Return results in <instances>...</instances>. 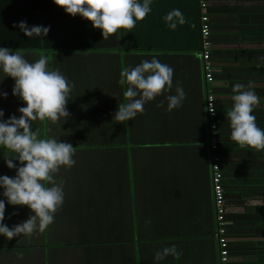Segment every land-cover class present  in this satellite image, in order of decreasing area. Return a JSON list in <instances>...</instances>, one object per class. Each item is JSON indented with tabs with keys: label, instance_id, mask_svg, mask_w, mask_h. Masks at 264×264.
<instances>
[{
	"label": "crops",
	"instance_id": "crops-1",
	"mask_svg": "<svg viewBox=\"0 0 264 264\" xmlns=\"http://www.w3.org/2000/svg\"><path fill=\"white\" fill-rule=\"evenodd\" d=\"M206 1L210 15V41L218 50L212 59L213 71H217V75L209 83L215 105L226 108L223 113L229 111L233 104L231 97L235 94L233 86L240 83L250 86L256 93L260 101L258 107L264 106V0ZM153 6L152 3L150 7ZM163 8L165 15L173 9L183 13L187 22L177 25L181 33L192 22L199 23L197 0H163ZM159 56V61L174 70L172 90L146 103L143 113L125 122L134 138L146 136L153 144L132 145L120 153L118 150L108 152V155L115 156V169L110 163H100V153L96 151L84 152L89 155L86 160L79 161L80 164L84 161V165L76 162L71 168H61L69 178L62 184L67 190L72 187L76 193L69 197L65 189L63 205L54 217V221L58 219L59 222L55 234L35 232L30 236L34 237V246H30L34 251L33 259L25 255L27 245L21 241L17 243L19 249H14L25 264H108L103 258L109 256L114 260L112 264L219 263L214 238L217 221L211 185V152L202 139L206 120L201 109L196 106L191 109L184 101L171 113L165 111L166 96L175 94L177 84L184 89L181 85L183 75L189 74L202 81V61L196 52L188 56L171 52L166 60ZM152 58L150 53L128 58L131 61L126 68H134ZM227 69L231 71L227 75L230 79L220 75L222 72L227 74ZM188 70L190 73H186ZM124 87L126 90L127 85H121L120 91L110 100L104 98L108 90H102L103 109L113 114L109 117L102 115L104 122H117L113 119L114 114L121 103H126ZM162 100L164 106L157 107ZM223 113L215 114L213 120L228 119ZM228 153L225 155L227 159H222L223 165L244 168L249 166L244 164L249 161L248 169L251 172L256 170L254 155L248 156L240 151ZM90 154L96 157L93 159ZM112 169L114 174L109 175ZM252 177L253 174L251 178L243 179L230 174L231 181L248 186L242 196L229 194L226 200L229 219L230 213L235 215L232 221L227 220L228 226L236 219V230L244 227L250 230L248 236L231 237L229 234L228 240L236 243L259 240L255 227H264V209L259 208L264 204V188L260 186L264 185V178ZM254 206L258 208L255 210ZM246 208L254 216L249 219L254 221L243 223ZM123 214H130L134 221L126 238H123L124 228L120 224ZM109 217L112 221L114 219L110 224L104 219ZM258 217L260 220L256 222ZM155 218H161V222H155ZM43 236L50 238L47 246H39L43 243L42 240L39 243ZM171 245H176L182 252L180 258L168 256L155 261V253ZM230 260L241 259L238 255H231Z\"/></svg>",
	"mask_w": 264,
	"mask_h": 264
},
{
	"label": "trees",
	"instance_id": "trees-1",
	"mask_svg": "<svg viewBox=\"0 0 264 264\" xmlns=\"http://www.w3.org/2000/svg\"><path fill=\"white\" fill-rule=\"evenodd\" d=\"M152 3L154 6L153 8L151 7L150 13L144 20L138 21L131 32L120 29L115 35L110 36L109 39L103 40L101 30L94 29L88 20L79 15L74 17L68 15L63 8L56 6L53 0H0V47L9 48L14 53H20L29 62H35L41 56L47 57L49 70L59 69L69 83L74 85L70 93V100L66 105V110L70 113V117L63 123L56 124L61 128V131H58L59 134L62 132V136L65 139L63 141L58 140V142L70 143L80 152H99L100 163L104 165L110 163L113 169H115V156L108 155V152L114 153V151L118 150V153H120L132 145L153 144L152 139H148L146 136L142 137V139L134 138L130 134L129 126L125 122L109 123L103 121L105 117L113 114L107 112V109H103V102L101 101L102 90H108L104 95L105 100L114 98L120 91L121 63L123 64V69H125L131 61L128 58L135 56H145L150 53L153 57L157 58V55H160L159 57H164L163 59H165L166 57H170L168 54L171 52L183 53V55L188 56L194 52L198 53L201 49L198 0L199 23L195 25V22H192L190 27L183 30L182 33L179 32L178 27L175 30H170L166 24L164 20L165 9L163 8V0H153ZM21 21L26 22L29 27H48L49 31L43 38L26 37L18 27ZM216 53H218V50L211 47V62ZM160 62L163 63V61ZM189 66V61H187V67ZM186 73H190V71L188 70ZM230 73V69H227V74L222 72L220 75L230 79V76H227ZM216 75L217 71H213V76L215 77ZM0 79H2L0 80V92L7 93L6 98L0 97V110L4 113L0 121H6L13 115L19 118L21 114L18 112V109L26 105L18 96H13L12 94L15 82L11 77H4L2 71H0ZM181 82L186 93L184 102L191 109H194L195 106L197 109H201L204 120H206L203 125L205 135L202 139L205 141V146L211 152L210 170L212 157L214 155L220 157L219 165L223 176V205L226 208V212L220 221V227L224 228L227 237L229 234L231 237H237V235L248 236L250 230L247 227L240 230L235 229L236 219L228 226L227 220L232 221V218H235V215L230 213L229 219V214L227 213L226 200L228 195H238L240 197L245 193V189L248 188L245 184L240 185L231 181L230 174L243 179L251 178L252 174L255 178H264V171L261 170L264 169V150L257 151L247 147L240 148L230 139L229 119H214L215 122L213 120L214 117L211 119L208 116L205 117L207 115L205 98L210 85L206 82L204 75L202 81L198 78L195 80L189 74L183 75ZM219 106L221 105H216V114H222L226 109ZM112 110L115 111V109ZM227 112L223 114L227 115ZM252 114L256 117L257 126L261 130H264V106H256ZM210 121L214 122L217 126V148L214 150L210 148L209 144ZM32 129L39 132V138H54L49 121H33ZM231 144L234 147H231ZM234 151L246 152L248 156L254 155L252 159H254L253 162L256 170L251 172L248 169L250 166L249 161H243L245 162L244 164H249V166L246 165L244 168H237L234 165H230V167L223 165L222 159H227L225 155L229 154L228 152L232 153ZM10 156H15V154L0 146V176L15 177L16 168L9 169L5 163V158ZM13 163L17 167L22 166L18 160H14ZM84 164H86L84 161H82V164L79 163L80 166ZM113 169L109 175L114 174ZM94 175L97 176V172ZM260 186L264 188V185ZM256 190L258 191V188ZM3 191L4 189L0 188V200H4L5 202L6 197L3 196ZM213 203L215 216H217V207L214 199ZM19 207L22 208V206H14L8 209L5 206V219L2 222L4 225L7 226L11 221L20 217L18 215L20 213ZM261 207L264 209V204L259 208ZM256 208L258 207L254 206L255 210ZM249 218H254V216L246 208L242 216V219H245L243 223H247L248 220L254 221V219ZM104 219H107L109 224L114 221V219L112 221V217ZM256 220V222H259L260 217ZM154 221L160 223L161 218H155ZM120 224L124 228L123 238H126L127 232L130 231L132 224H134L130 214H127V216L123 214ZM255 229V235L259 238L255 242L245 241L236 243L230 239L227 241L228 260L226 264H264V238H260L264 237V227L261 225L259 228L255 227ZM216 232L217 229L214 233V238L218 253V264H221L219 244L215 236ZM0 238L4 241L5 237L0 236ZM142 244H145V242ZM28 246H34L33 240L31 245ZM6 247L1 245V248L6 249ZM13 248L17 249L18 245L15 243ZM231 255H238L241 260H230ZM103 259L108 264H112L114 261L110 256Z\"/></svg>",
	"mask_w": 264,
	"mask_h": 264
},
{
	"label": "clouds",
	"instance_id": "clouds-1",
	"mask_svg": "<svg viewBox=\"0 0 264 264\" xmlns=\"http://www.w3.org/2000/svg\"><path fill=\"white\" fill-rule=\"evenodd\" d=\"M53 3L70 16L79 15L88 20L94 29L101 30L103 40H107L120 29L131 32L136 23L150 13L152 0H53ZM164 20L170 30L187 22L179 9L168 12ZM18 27L26 37L43 38L49 31L44 26L29 27L24 21ZM0 71L4 77L14 80L12 94L26 105L18 109L19 118L13 115L6 121H0V146L15 154L5 158L6 166L16 168L14 178L0 176V188L4 189L3 196L8 204L27 206L33 213L26 221L9 228L2 223L5 202L0 200V235L11 240L21 235L43 233L54 222L55 213L63 205V185L55 177L61 168L74 166L75 147L58 142L56 138H39V132L32 129V122L39 120L61 124L66 121L70 117L66 105L74 85L59 69L49 70L47 57L41 56L37 61L29 62L9 48L0 47ZM173 74V68L155 57L142 61L134 68L123 69L119 83L127 85L123 93L126 103L118 106L113 119L124 123L143 113L146 103L172 90ZM232 91L235 93L231 97L233 104L227 112L232 141L240 148L264 150V130L257 126L256 117L252 114L260 102L259 97L250 86L240 83L235 84ZM0 97L6 98L7 93L0 92ZM185 98L184 89L177 84L175 94L166 96L165 111L171 113L178 109ZM163 106V100L157 104V107ZM208 111L215 114L213 105ZM3 116L0 110V118ZM14 160L22 166L17 167ZM181 255L177 246L171 245L157 251L154 259L159 262L168 256L179 259Z\"/></svg>",
	"mask_w": 264,
	"mask_h": 264
},
{
	"label": "built area",
	"instance_id": "built-area-1",
	"mask_svg": "<svg viewBox=\"0 0 264 264\" xmlns=\"http://www.w3.org/2000/svg\"><path fill=\"white\" fill-rule=\"evenodd\" d=\"M198 7L200 10V36H201V49L197 53L198 57L202 61V71L204 78L207 83H211L213 80V66L210 60V49L212 47L210 41V23H209V15H208V4L206 0H198ZM213 105L215 108L216 114V105H215V96L212 93L211 89H209L206 93L205 98V107L207 116L211 119L215 116L209 112V107ZM209 134H210V148L216 149L217 142H216V134H217V126L214 122H209ZM220 157L214 155L212 157L211 162V171H212V192H213V199L215 205L217 207L216 220L218 221V229L216 232V238L218 240L219 249H220V261L221 264H226L228 257L227 252L228 249L226 247V243L228 241L227 236L225 235L224 228L220 227V221L222 220L223 214L226 212V208L223 205V187H222V172L219 165Z\"/></svg>",
	"mask_w": 264,
	"mask_h": 264
},
{
	"label": "rangeland",
	"instance_id": "rangeland-1",
	"mask_svg": "<svg viewBox=\"0 0 264 264\" xmlns=\"http://www.w3.org/2000/svg\"><path fill=\"white\" fill-rule=\"evenodd\" d=\"M50 126H51V129H52L53 134H54L53 137L63 141L64 139L62 136V132L60 134L58 132V131H61L60 130L61 128L59 126H57L56 124H52L51 122H50ZM90 155L93 157V159L96 157V155H94V154H90ZM88 156L89 155L85 154L84 152L80 153L75 149V160H76V162L79 163L80 160H86L88 158ZM63 172L64 171H62V169H61L59 171V173L56 174L55 178H56L58 183H62L65 180H69V178L63 174ZM70 179H72V178L70 177ZM63 188H64L63 191H65V189H66L67 192L65 194H69L68 195L69 197L74 196L76 193V191L74 189H72V187L68 188V190H67V187H64V185H63ZM65 197H67V196H65ZM5 206L8 209L14 207V206L7 203V198L5 199ZM19 211H20V213L18 215L20 217L11 221L7 225L9 228H12L15 225L21 224L22 222L26 221L33 214L27 206H22V208L19 207ZM21 215H22V217H21ZM58 226H59V222H58V219H56L51 225H49V227L44 231V233L46 235L55 234L56 233L55 230L59 229ZM0 236L4 237L2 235H0ZM5 240H6V242H4ZM32 240H34V237H30V236H26V235L17 236L11 240L4 238V241L0 238V264H25V262L22 261V258L20 257L19 252L13 248V245L15 243L17 244L20 241L25 243L26 245H31ZM41 240L43 243H41L39 246H47V243L50 242V238H48V236L47 237L43 236L42 238L40 237L39 243ZM54 244L56 245V242H54ZM1 245L7 246L6 249L1 248ZM17 249H19V248H17ZM26 251L27 252L25 253V255H27L29 258L33 259L34 258L33 257L34 251H32L31 247L28 246Z\"/></svg>",
	"mask_w": 264,
	"mask_h": 264
}]
</instances>
